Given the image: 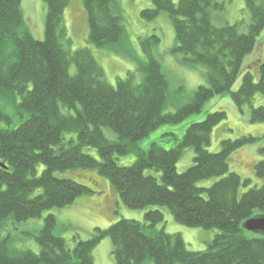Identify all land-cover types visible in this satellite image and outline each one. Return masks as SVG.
Masks as SVG:
<instances>
[{
	"label": "trees",
	"instance_id": "16d2710c",
	"mask_svg": "<svg viewBox=\"0 0 264 264\" xmlns=\"http://www.w3.org/2000/svg\"><path fill=\"white\" fill-rule=\"evenodd\" d=\"M43 2L46 18L44 40L40 41L24 24L21 0H0V99L19 97L16 108L27 115L15 129L0 127V164L4 165L0 167V226L8 219L16 223L39 219L48 210L68 207L77 198L96 193L80 182L55 176L86 169L108 179L131 210L166 207L177 224L221 234L206 250L189 251L179 234L157 231L163 214L149 211L144 223L120 220L105 230L95 229L92 238L78 240L71 250L54 234L57 220L50 214L35 237L40 252L16 249L7 239H0V264H93V250L104 239L112 243L115 264H264V236L242 229L256 211H264V186L240 194L249 181L229 172L228 163L233 152L252 145L255 138L224 140L218 153L208 152L212 130L226 119L220 111L191 124L174 149L164 151L154 143L143 152L137 146L157 128L200 113L215 96L229 94L240 113L245 106L251 107L255 94L264 97V62L257 67V80L252 70H246L238 90L231 92L244 58L253 52L264 30V0H244L250 16L245 34L237 25H212L209 10L222 8L214 0H178L177 4L150 0L152 8L142 11L141 17L150 21L166 13L182 62L206 69L208 86H199L188 104L170 114L163 113L167 82L151 55L150 45L157 42L154 38L153 42L141 41L146 61L136 72L117 79L113 87L88 49L70 53L61 43L69 0ZM82 4L88 41L98 49L127 55L122 47L125 30L118 1L82 0ZM136 74H140L139 82ZM0 119L6 118L0 114ZM249 121L264 123V107H251ZM103 128L110 129L116 141L107 140ZM64 134H75L76 141L64 143ZM83 147L95 149L100 161L83 153ZM184 148L193 149V166L178 174L175 166ZM128 155L135 162L118 166L116 157ZM39 166L43 167L40 173ZM254 168L255 175L264 178V160ZM146 170L161 173L162 183L145 175ZM212 178L219 180L198 187Z\"/></svg>",
	"mask_w": 264,
	"mask_h": 264
},
{
	"label": "rangeland",
	"instance_id": "374dc122",
	"mask_svg": "<svg viewBox=\"0 0 264 264\" xmlns=\"http://www.w3.org/2000/svg\"><path fill=\"white\" fill-rule=\"evenodd\" d=\"M117 1L122 10V25L125 30L122 47L129 57L98 49L88 41L89 29L82 0H69L62 18L65 37L61 43L70 53L88 49L101 67L106 82L115 87L117 79H124L130 71L136 72L135 69L146 61L141 41L151 39L153 42L154 38L157 42L150 45L151 55L161 65L167 82V97L163 113L176 112L191 101L199 86H208L206 69L200 65L187 66L182 62V53L175 51L177 44L174 27L166 13H161L156 19L150 21L141 17L142 11L152 8L150 0ZM171 1L177 4L178 0ZM214 3L222 8L209 10L213 26L219 28L226 25H237L240 33L247 32L250 16L244 10V0H214ZM21 10L24 24L34 39L43 41L46 18V7L43 0H21ZM262 62H264V30L257 37L253 52L244 58L241 72L231 92L238 90L246 70H252L254 79L257 80L255 73H257L259 63ZM73 70L74 67H72ZM136 76V82H139L140 74H136ZM19 103V97H16L14 101L0 99V114L8 119V122L6 119H0L1 128L15 129L27 118L26 113L17 110L16 105ZM251 107H264V97L255 94L251 101ZM251 107L245 106L243 113H240L231 102L229 94L215 96L204 105L200 113L188 116L179 124L163 125L157 128L137 142V146L143 152H148L154 143L164 151L174 149L181 142L186 129L191 124L203 121L207 114L223 111L226 113V119L212 130L208 152L218 153L221 149V142L224 140L234 141L248 135L256 139L252 145L244 146L233 152L228 159L229 172H234L242 180L249 181L246 188L242 187L239 190V193L243 194L251 188L264 186V178H258L254 168L259 161L264 160V141L262 139L264 123H250ZM102 132L107 140L116 141V135L110 129L103 128ZM70 139L76 141V135L64 134V143ZM82 151L100 161L95 149L83 147ZM193 159V149L184 148L180 160L175 166L176 172L181 174L193 166ZM116 162L120 167H128L135 162V157L133 155L116 157ZM37 170L40 173L43 167L39 166ZM145 175L154 177L159 184L162 183L161 173L146 170ZM55 176L80 182L94 188L96 193L77 198L68 207L48 210L39 219H29L19 223L8 219L0 226V239H7L9 246L38 254L40 247L35 237L43 227L44 218L50 214L57 220L54 234L63 238L71 250L74 249L78 240L87 241L92 238L95 229L105 230L120 220L144 223L145 214L149 211H160L163 214V222L156 226V230L169 235L179 234L189 251L206 250L216 236L221 234L215 229L186 228L177 224L166 207L150 206L142 210L127 208L109 180L100 176L95 170L74 169L57 172ZM218 180L219 178H212L202 181L198 187H209ZM254 214L255 216L264 215V211H256ZM250 235L248 236L250 237ZM112 250L111 241L109 239L102 240L93 250V264H102V261L106 260L108 264H115Z\"/></svg>",
	"mask_w": 264,
	"mask_h": 264
},
{
	"label": "water",
	"instance_id": "95a60500",
	"mask_svg": "<svg viewBox=\"0 0 264 264\" xmlns=\"http://www.w3.org/2000/svg\"><path fill=\"white\" fill-rule=\"evenodd\" d=\"M0 167L4 168V165L0 164ZM242 228L250 234L264 236V215L248 219Z\"/></svg>",
	"mask_w": 264,
	"mask_h": 264
},
{
	"label": "bare ground",
	"instance_id": "6f19581e",
	"mask_svg": "<svg viewBox=\"0 0 264 264\" xmlns=\"http://www.w3.org/2000/svg\"><path fill=\"white\" fill-rule=\"evenodd\" d=\"M102 264H108L107 260L106 261H102Z\"/></svg>",
	"mask_w": 264,
	"mask_h": 264
}]
</instances>
